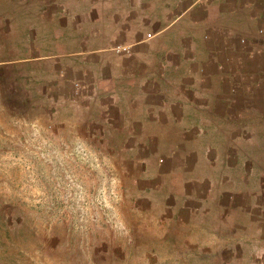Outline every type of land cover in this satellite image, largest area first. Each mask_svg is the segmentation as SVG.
I'll return each instance as SVG.
<instances>
[{
    "label": "crops",
    "instance_id": "crops-1",
    "mask_svg": "<svg viewBox=\"0 0 264 264\" xmlns=\"http://www.w3.org/2000/svg\"><path fill=\"white\" fill-rule=\"evenodd\" d=\"M49 1L35 59L76 87L63 104L94 108L93 128L126 147L142 209L190 250L260 234L245 198L264 193V0Z\"/></svg>",
    "mask_w": 264,
    "mask_h": 264
},
{
    "label": "rangeland",
    "instance_id": "rangeland-1",
    "mask_svg": "<svg viewBox=\"0 0 264 264\" xmlns=\"http://www.w3.org/2000/svg\"><path fill=\"white\" fill-rule=\"evenodd\" d=\"M49 2L0 0V264H264L256 183L245 203L262 230L234 253L217 239L190 250L180 227L142 209L126 147L93 128L94 108L63 104L76 87L35 59L47 52Z\"/></svg>",
    "mask_w": 264,
    "mask_h": 264
}]
</instances>
